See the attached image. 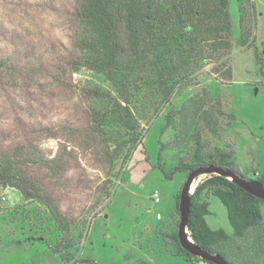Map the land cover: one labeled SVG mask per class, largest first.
<instances>
[{
	"label": "rangeland",
	"instance_id": "rangeland-1",
	"mask_svg": "<svg viewBox=\"0 0 264 264\" xmlns=\"http://www.w3.org/2000/svg\"><path fill=\"white\" fill-rule=\"evenodd\" d=\"M81 1L0 0V154L14 156L69 227L60 229L39 198L0 185V264H90L79 262L85 258L101 264H206L179 254L170 237L189 171L168 179L160 168L168 172L179 160L189 161L198 135L203 153L226 151L235 172L257 179L264 166V0H229L230 53L204 62L168 100L148 83L147 62L134 63L121 38V61L139 89L132 106L142 128L141 143L127 160L112 153L111 127L92 118L102 101L91 89L111 86L74 65L84 54L77 45L85 34L77 16ZM244 32L248 43L240 45ZM228 66L230 77L223 71ZM197 109L211 113L216 133L197 119ZM33 155L51 164L31 162ZM202 200L209 203V226L231 233L221 202L209 191ZM260 209L264 221V203Z\"/></svg>",
	"mask_w": 264,
	"mask_h": 264
},
{
	"label": "trees",
	"instance_id": "trees-1",
	"mask_svg": "<svg viewBox=\"0 0 264 264\" xmlns=\"http://www.w3.org/2000/svg\"><path fill=\"white\" fill-rule=\"evenodd\" d=\"M77 16L85 33L77 45L84 54L74 65L76 70L82 66L102 75L111 86L110 89H91V96L102 101L93 108L92 118L97 126L111 127L108 142L114 146L112 153H123V160H127L141 143L142 128L132 106V99L139 94V89L133 86L129 66L121 61L124 52L121 38L134 63L138 60L147 62L152 71L148 83L163 91L165 100L176 86L187 82L202 68L204 62L222 59L231 50L229 0H82ZM248 38L244 32L239 37V44L246 45ZM214 71L218 72V68ZM223 71L231 76L229 66ZM177 113L183 111L173 112L172 117ZM193 113H197V119L209 131L217 132L216 122L207 109H197ZM194 137L195 146L189 161L179 160L168 172L160 168L166 178L170 179L177 171L187 172L208 163L235 169L228 152L215 149L203 153L198 135ZM160 154L158 151V159ZM30 161L44 166L51 164L48 159L35 155ZM17 164L14 156L5 152L0 154V185L13 186L26 198H39L59 228L68 232L66 218H62L50 197L23 175ZM257 180L264 183V166ZM204 191H209L225 207L231 233L222 228L213 229L207 223L209 203L202 200ZM261 203L264 200L243 190L231 179L207 174L191 193L188 235L202 249L218 253L230 264H264ZM170 237L179 254L197 257L180 246L176 231ZM64 256L67 260L71 257ZM79 262L101 264L91 258Z\"/></svg>",
	"mask_w": 264,
	"mask_h": 264
},
{
	"label": "water",
	"instance_id": "water-1",
	"mask_svg": "<svg viewBox=\"0 0 264 264\" xmlns=\"http://www.w3.org/2000/svg\"><path fill=\"white\" fill-rule=\"evenodd\" d=\"M218 174L231 179L235 184L250 194L264 200V183L257 179H246L230 168H223L213 163L199 165L192 168L180 189L178 199L179 221L177 224V239L180 246L188 253L200 257L202 260L211 261L215 264H230L218 253H210L202 249L188 235L187 222L190 213L192 184L201 175Z\"/></svg>",
	"mask_w": 264,
	"mask_h": 264
},
{
	"label": "built area",
	"instance_id": "built-area-1",
	"mask_svg": "<svg viewBox=\"0 0 264 264\" xmlns=\"http://www.w3.org/2000/svg\"><path fill=\"white\" fill-rule=\"evenodd\" d=\"M152 199H153V202L159 201V196L157 192L152 193ZM157 217H159V213L157 214Z\"/></svg>",
	"mask_w": 264,
	"mask_h": 264
},
{
	"label": "clouds",
	"instance_id": "clouds-1",
	"mask_svg": "<svg viewBox=\"0 0 264 264\" xmlns=\"http://www.w3.org/2000/svg\"><path fill=\"white\" fill-rule=\"evenodd\" d=\"M30 2H32V0H30Z\"/></svg>",
	"mask_w": 264,
	"mask_h": 264
}]
</instances>
